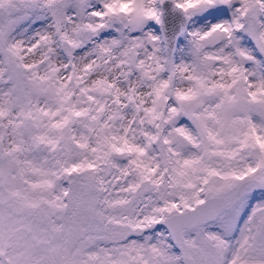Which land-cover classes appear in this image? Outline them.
<instances>
[{"label": "snow or ice", "instance_id": "6c2138e0", "mask_svg": "<svg viewBox=\"0 0 264 264\" xmlns=\"http://www.w3.org/2000/svg\"><path fill=\"white\" fill-rule=\"evenodd\" d=\"M0 264H264V0H0Z\"/></svg>", "mask_w": 264, "mask_h": 264}]
</instances>
